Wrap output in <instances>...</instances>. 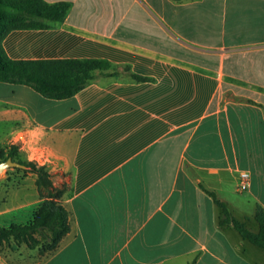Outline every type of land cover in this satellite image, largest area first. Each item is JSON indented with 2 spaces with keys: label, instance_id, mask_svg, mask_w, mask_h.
Masks as SVG:
<instances>
[{
  "label": "crops",
  "instance_id": "0c3cea01",
  "mask_svg": "<svg viewBox=\"0 0 264 264\" xmlns=\"http://www.w3.org/2000/svg\"><path fill=\"white\" fill-rule=\"evenodd\" d=\"M46 1L69 2L65 20L11 31L10 58L104 59L149 79L99 77L63 100L19 84L0 94L9 133L45 127L55 155L44 167L68 176L71 228L52 252L0 249V264H264L208 193L259 231L249 224L264 207V0ZM36 179L15 178L0 216L33 218L45 200Z\"/></svg>",
  "mask_w": 264,
  "mask_h": 264
},
{
  "label": "trees",
  "instance_id": "16d2710c",
  "mask_svg": "<svg viewBox=\"0 0 264 264\" xmlns=\"http://www.w3.org/2000/svg\"><path fill=\"white\" fill-rule=\"evenodd\" d=\"M70 6L66 1L0 0V82L25 85L46 98L63 100L73 97L99 77L119 78L126 74L138 82L149 79L131 72L129 66L120 71L118 66L104 59L14 60L8 56L3 41L11 31L42 29L50 27L49 22H63ZM9 157L26 166L25 169H17L37 176L36 185L45 200L27 223L0 227V244L13 243V248L25 244L30 249L40 247L52 252L71 229L69 212L60 202L67 193V187L55 185L53 175L45 167L22 160L17 146H11L6 156L1 158L5 161ZM208 193L222 210L220 224L232 226L243 239L264 249V207L258 205L256 208L255 220L259 231L254 232L246 222L237 219L213 192Z\"/></svg>",
  "mask_w": 264,
  "mask_h": 264
},
{
  "label": "rangeland",
  "instance_id": "374dc122",
  "mask_svg": "<svg viewBox=\"0 0 264 264\" xmlns=\"http://www.w3.org/2000/svg\"><path fill=\"white\" fill-rule=\"evenodd\" d=\"M11 86H14V85L0 82V94L6 95L8 92L7 88H9ZM0 104H1V102H0ZM8 133H9V125H7L6 123H0V154H1L0 155V162L3 161V158L6 156V149H4V147L6 146V143H7ZM1 148H3V149H1ZM2 151H3V154L1 153ZM1 157H3V158H1ZM25 174H27V173L24 172L22 169H17V168H9V169H5L4 171L0 172V176H2V178L0 179V211L6 210L8 207H10L13 204V201L10 200L9 198H7V196H6L7 192L6 191L9 188H12L15 185V183H17L15 178H20V177L24 176ZM53 181L57 184V186H60V185L66 186L67 187V193L69 192L70 185L68 182V176L67 175L54 174L53 175ZM19 182L22 183L23 188H27L28 190H30V188L33 185L32 181L30 179H27L25 181L20 180ZM4 199H6V201H4ZM20 213L22 215H18L19 214L18 211H15L14 213H8V214L5 213V214L0 216V221L4 222V225L6 227H9L12 224L27 223L28 221H30L32 219V211L30 209L21 210ZM14 215L16 218H14ZM249 225L258 227V223L255 220V218L252 219V222ZM23 245L24 244L20 245L19 248L23 247ZM13 246H15V244H13V243L12 244H7V243L0 244V249H2L3 251H5L7 253H10L14 249ZM15 248H18V247H15ZM40 252L45 253L47 251H44L43 248H40Z\"/></svg>",
  "mask_w": 264,
  "mask_h": 264
},
{
  "label": "clouds",
  "instance_id": "9594fccd",
  "mask_svg": "<svg viewBox=\"0 0 264 264\" xmlns=\"http://www.w3.org/2000/svg\"><path fill=\"white\" fill-rule=\"evenodd\" d=\"M9 135L12 146L18 145V151L25 153L30 164L35 163L38 167H44L51 162V157L55 155L51 149L42 147V141L47 135L43 125L25 126L23 129L16 128Z\"/></svg>",
  "mask_w": 264,
  "mask_h": 264
},
{
  "label": "water",
  "instance_id": "95a60500",
  "mask_svg": "<svg viewBox=\"0 0 264 264\" xmlns=\"http://www.w3.org/2000/svg\"><path fill=\"white\" fill-rule=\"evenodd\" d=\"M9 168L25 169L26 166L21 164L18 161L13 160V158L9 157L7 160L0 162V172L4 171L5 169H9Z\"/></svg>",
  "mask_w": 264,
  "mask_h": 264
},
{
  "label": "built area",
  "instance_id": "2783aa9c",
  "mask_svg": "<svg viewBox=\"0 0 264 264\" xmlns=\"http://www.w3.org/2000/svg\"><path fill=\"white\" fill-rule=\"evenodd\" d=\"M241 179H242V183L240 184V190L242 191L247 190L249 187L250 174L246 171H243L241 173Z\"/></svg>",
  "mask_w": 264,
  "mask_h": 264
}]
</instances>
